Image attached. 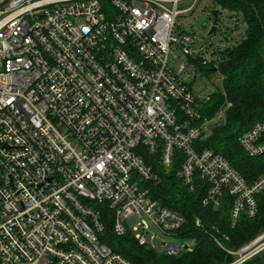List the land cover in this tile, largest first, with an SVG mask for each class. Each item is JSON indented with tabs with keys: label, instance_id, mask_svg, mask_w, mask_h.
Wrapping results in <instances>:
<instances>
[{
	"label": "built area",
	"instance_id": "built-area-1",
	"mask_svg": "<svg viewBox=\"0 0 264 264\" xmlns=\"http://www.w3.org/2000/svg\"><path fill=\"white\" fill-rule=\"evenodd\" d=\"M200 1L0 0V264H133L101 241L109 213L116 237L168 257L194 252L185 217L152 194L173 171L190 192L206 184L204 206L229 199L233 226L258 215L264 175L249 184L199 146L232 103L205 118L214 93L193 89L202 69L224 79L220 65L247 23L212 0L230 14L214 8L202 35L180 22ZM263 137L257 123L239 144L259 157ZM210 235L233 257L225 264L264 252V232L237 250L219 229Z\"/></svg>",
	"mask_w": 264,
	"mask_h": 264
},
{
	"label": "trees",
	"instance_id": "trees-1",
	"mask_svg": "<svg viewBox=\"0 0 264 264\" xmlns=\"http://www.w3.org/2000/svg\"><path fill=\"white\" fill-rule=\"evenodd\" d=\"M216 2L229 10L242 12L247 29L245 38L227 51L225 60L220 65L225 93L215 92L204 104L202 116L213 118L226 100L232 103V107L227 112L223 125L218 126L199 146L223 155L251 184L264 175V154L259 157L248 156L239 144V137L255 124L264 123V3L262 0ZM206 71L210 74L212 68ZM174 172L164 175L159 186H152V194L161 204L185 217L183 234L197 240L194 252L168 257L140 246L130 234L116 237L112 231L110 213L106 216V231L101 241L133 264H225L231 262L233 257L225 253L210 235L213 228L229 237L224 244L230 249H238L264 232V190L257 197L258 215L254 219L242 216L233 226L229 199L224 200L217 210L204 206L206 184L198 181L195 191L190 192ZM198 219L202 222L203 229L196 226ZM246 264H264V252Z\"/></svg>",
	"mask_w": 264,
	"mask_h": 264
},
{
	"label": "rangeland",
	"instance_id": "rangeland-1",
	"mask_svg": "<svg viewBox=\"0 0 264 264\" xmlns=\"http://www.w3.org/2000/svg\"><path fill=\"white\" fill-rule=\"evenodd\" d=\"M181 8H183L181 6ZM217 8L221 15H224L226 17L229 16V12H224L222 8L215 5L212 0H201L194 11L192 13H188L185 16L180 17V22L186 26V25H193L194 29L197 30L200 34L206 35L209 33L210 28L212 27V24L214 22V18L212 16L211 11ZM172 62V57H171ZM179 60L176 62V65H179ZM202 78L198 79L196 83L193 85V89L196 93L199 95L206 97L211 95L212 93H225V83L224 79L217 74L210 75L206 69H202ZM190 84H193L192 80L188 81ZM225 122V121H224ZM224 122L219 121H212L207 125L208 132H213L218 126L223 125ZM137 219H131L126 222V225L131 230L134 225H136ZM263 232L259 233L254 239H252L250 242L246 243L245 245L250 244L253 242L259 235H261ZM243 245L242 247H244ZM240 247V248H242ZM238 248V249H240ZM237 250V249H232Z\"/></svg>",
	"mask_w": 264,
	"mask_h": 264
},
{
	"label": "water",
	"instance_id": "water-1",
	"mask_svg": "<svg viewBox=\"0 0 264 264\" xmlns=\"http://www.w3.org/2000/svg\"><path fill=\"white\" fill-rule=\"evenodd\" d=\"M213 16L215 19L218 17L217 11H215V10L213 11ZM214 31H215V27H213L210 32L213 33Z\"/></svg>",
	"mask_w": 264,
	"mask_h": 264
}]
</instances>
